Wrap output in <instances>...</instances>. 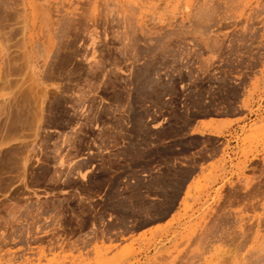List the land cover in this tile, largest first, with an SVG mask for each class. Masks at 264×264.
I'll return each mask as SVG.
<instances>
[{
  "label": "rangeland",
  "instance_id": "obj_1",
  "mask_svg": "<svg viewBox=\"0 0 264 264\" xmlns=\"http://www.w3.org/2000/svg\"><path fill=\"white\" fill-rule=\"evenodd\" d=\"M254 96L264 0H0V264H264Z\"/></svg>",
  "mask_w": 264,
  "mask_h": 264
},
{
  "label": "crops",
  "instance_id": "obj_2",
  "mask_svg": "<svg viewBox=\"0 0 264 264\" xmlns=\"http://www.w3.org/2000/svg\"><path fill=\"white\" fill-rule=\"evenodd\" d=\"M259 99L260 98L257 99L254 96L252 107L235 117H209L200 120L194 127L195 134L219 138L223 145L228 143L230 148L234 147L231 145V143L234 142L233 137L237 134L243 135L254 122L257 123L264 117V99L262 102H260ZM221 126H225V129L221 132L217 131ZM220 158L221 157L218 156L208 160L205 163V167L211 164H217Z\"/></svg>",
  "mask_w": 264,
  "mask_h": 264
},
{
  "label": "bare ground",
  "instance_id": "obj_3",
  "mask_svg": "<svg viewBox=\"0 0 264 264\" xmlns=\"http://www.w3.org/2000/svg\"><path fill=\"white\" fill-rule=\"evenodd\" d=\"M8 56H9V55H8ZM24 63H25V62H24ZM3 64H4V63H3ZM4 65H5V64H4ZM3 67H4V66H3ZM8 67H9V66H8ZM8 67H7V68H8ZM20 68H21V67H20ZM8 71H9V70H8ZM9 72H10V71H9ZM3 80H4V79H3ZM5 89H6V88H5ZM33 90H34V89H33ZM33 90H32V91H33ZM24 94H25V93H24ZM28 95H29V94H28ZM17 109H18V108H17ZM16 113H17V112H16ZM16 113H15V114H16ZM18 115H19V114H18ZM21 156H22V155H21ZM13 168H14V167H13Z\"/></svg>",
  "mask_w": 264,
  "mask_h": 264
}]
</instances>
